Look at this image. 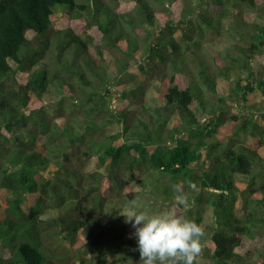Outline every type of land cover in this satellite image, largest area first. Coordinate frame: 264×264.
Instances as JSON below:
<instances>
[{
	"label": "trees",
	"instance_id": "16d2710c",
	"mask_svg": "<svg viewBox=\"0 0 264 264\" xmlns=\"http://www.w3.org/2000/svg\"><path fill=\"white\" fill-rule=\"evenodd\" d=\"M262 1L0 0V264L139 261L138 241L120 215L137 183L199 225L214 209L216 226L201 238L211 253L198 264H249L264 246V109L254 102L257 92L264 98V65L252 67L264 64V25L237 24L250 45L238 46L234 70L212 54L220 76L248 73L235 79L241 96L231 101L211 104L197 75L213 92L215 76L203 64L195 73L185 51L197 44L193 32L213 25L203 4L227 19L229 9L250 11ZM59 9L71 25L55 29ZM153 74L159 105L148 99ZM52 90L58 98L47 102ZM242 103L245 118L227 111ZM227 113L233 142L221 132ZM113 125L120 131L110 134ZM177 184L187 205L174 200Z\"/></svg>",
	"mask_w": 264,
	"mask_h": 264
},
{
	"label": "rangeland",
	"instance_id": "374dc122",
	"mask_svg": "<svg viewBox=\"0 0 264 264\" xmlns=\"http://www.w3.org/2000/svg\"><path fill=\"white\" fill-rule=\"evenodd\" d=\"M171 2V1H170ZM204 8L207 10V14L211 16L213 19V25H205V29L200 31V32H193V37L194 41L197 43L195 45H192L191 47H187V50L185 51V59L186 61L190 64L191 68L195 70V73H198L200 71V66L203 64L204 66H207L212 74L215 76V81L217 82V91L213 92L203 81L202 77L197 75V81L199 82V85L201 87V92L204 94L206 98H209L211 100V104L213 103L212 101L218 102V98L220 96H226L229 101L232 99L237 98L238 96L233 92L234 88L236 87V80L238 78H243V80L246 81L248 78V73L243 71L241 76L237 75L235 71H232L229 76L230 78H225L224 76H220V73L218 71V65L214 64L213 59H212V54L214 52H218L219 57L224 60L225 66L231 67L232 70L235 69L233 67V61L232 59L239 55L238 51V46H245L248 47L250 45V41L247 40V37L245 36L244 38L241 39V33H245L246 31H240L239 33H236V27L237 24H239L240 27L243 26V22H256L258 24L264 25V1L260 2L257 8H251L250 11L244 7L242 10L243 12H239L235 10L234 8L229 9L228 15L226 16L227 19L225 18H220L219 15L217 14L216 6L212 4H203ZM201 5V6H203ZM209 5V6H208ZM211 5V6H210ZM156 8L159 10L158 5H155ZM225 6V4L223 5ZM171 18H174L173 16ZM198 19V17H197ZM199 20V19H198ZM159 21V19H158ZM70 17L62 10H57V13L54 16V27L55 29H61L65 28L69 25L70 23ZM161 23H159L160 25ZM236 25V26H235ZM162 25L159 26V30L162 28ZM235 26V29H234ZM243 30H246V28H243ZM252 33H254V30H250ZM181 33H178L177 35L180 36ZM246 58H244L245 62ZM246 65H248L245 62ZM263 61H253L252 67L254 71H259L262 69L261 66H263ZM136 73L139 74V78L141 81H148L145 73L140 71L139 69H135ZM194 73V74H195ZM155 75L157 76L155 78ZM151 80H149L150 85V91H149V102L152 105H159L162 104V100H160L159 95L154 91V87L152 84L156 83L159 79L158 74H153L151 77ZM155 85V84H154ZM153 90V91H152ZM58 98V93L55 90H52L51 93L45 96V100L47 102L54 101ZM205 99V98H204ZM203 100V98H202ZM264 98L260 95L259 92L256 93L254 96V102H257L258 104L262 105V108L264 109ZM116 101V100H115ZM117 102V101H116ZM208 103V102H207ZM210 104V103H209ZM208 104V105H209ZM214 105V104H213ZM226 107V105H222ZM243 103L240 104L239 106L235 105V107H229L227 111L229 113H235V114H240L243 118L247 116L246 109L243 107ZM212 107V105L210 106ZM195 110L198 112V114L201 115L202 120H204L205 124L207 123L208 116L204 114V111L200 107V104H197L195 106ZM227 113L226 117H228V122L223 125V128L221 129L222 134L225 135L223 138L224 141L231 140L236 141L237 137L235 134V128L233 127V123L230 122L229 116L230 114ZM260 122H263L261 120ZM120 131L119 125H113L109 128L108 133L114 134ZM238 139H247V143L253 145L251 142L252 138H249L246 134L241 133ZM230 141V142H231ZM206 159V156L204 154L202 161H200V164H203L204 160ZM194 166L199 167V164H194ZM96 169V163L93 161V163L89 166L88 170L92 171ZM239 184L241 187L246 186V178L245 177H240L239 179ZM143 188L142 185L140 184H133V186L130 187L128 193L129 194V199H137V203L141 206L140 210H146L149 213L153 212H158L161 210L165 209H171L176 211V213L182 217L185 215V210L184 209H177L176 203H171L167 204L166 202L160 201H155L154 199H150L148 196H146L143 191H141ZM187 210V209H186ZM239 216H244L245 212L238 207L237 211ZM125 221V217L123 219ZM216 215L214 212V209L212 207H209L206 212L203 215L202 222L200 225L204 229V235L205 237H209L210 233L212 232L213 226H216ZM127 232L130 234L131 237L135 238L136 237L133 235L135 232V229L132 227L130 223L127 225ZM251 246L252 243H250ZM205 255H210V249L208 248V245L204 244V247L202 248ZM116 256H111V264H140V260H131L129 262L122 261L121 257L116 259ZM246 263L249 264H264V246H261L257 252H252L249 257L245 259ZM142 264V262H141Z\"/></svg>",
	"mask_w": 264,
	"mask_h": 264
},
{
	"label": "clouds",
	"instance_id": "9594fccd",
	"mask_svg": "<svg viewBox=\"0 0 264 264\" xmlns=\"http://www.w3.org/2000/svg\"><path fill=\"white\" fill-rule=\"evenodd\" d=\"M196 189V184L189 182ZM174 200L187 205L188 196L181 184L173 187ZM137 199L129 200L120 215L135 229L140 264H198L204 229L194 220L184 218L171 209L149 213L140 210ZM118 259V257H117ZM109 264L111 258L109 257Z\"/></svg>",
	"mask_w": 264,
	"mask_h": 264
}]
</instances>
